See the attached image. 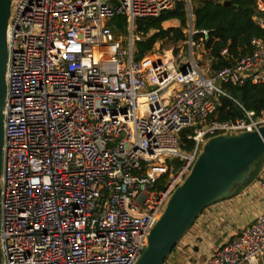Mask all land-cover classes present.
<instances>
[{"label": "built area", "instance_id": "2783aa9c", "mask_svg": "<svg viewBox=\"0 0 264 264\" xmlns=\"http://www.w3.org/2000/svg\"><path fill=\"white\" fill-rule=\"evenodd\" d=\"M179 1L184 40L134 59L136 21ZM255 4L264 11V0ZM116 15L126 18L121 36H129V52L107 25ZM253 20L264 30L263 17ZM193 22L191 0H11L2 264H134L206 137L264 125V110L241 105L243 117H212L220 97L230 98L223 83H264V37L251 38L250 52L213 71L208 30ZM185 129L190 151L180 147ZM256 182L264 190V163ZM263 255L264 211L205 264H259Z\"/></svg>", "mask_w": 264, "mask_h": 264}, {"label": "water", "instance_id": "95a60500", "mask_svg": "<svg viewBox=\"0 0 264 264\" xmlns=\"http://www.w3.org/2000/svg\"><path fill=\"white\" fill-rule=\"evenodd\" d=\"M218 2L224 6L232 4L231 0ZM10 10L11 0H0V175L2 110L6 94V27ZM215 84L220 86L221 79L217 78ZM263 163L264 125L257 131L217 135L207 139L189 173L172 192L162 215L150 230L146 246L134 264H163L197 216L210 204L235 195L258 165Z\"/></svg>", "mask_w": 264, "mask_h": 264}, {"label": "trees", "instance_id": "16d2710c", "mask_svg": "<svg viewBox=\"0 0 264 264\" xmlns=\"http://www.w3.org/2000/svg\"><path fill=\"white\" fill-rule=\"evenodd\" d=\"M256 0H231L230 6H224L214 0H197L193 6L194 28L208 30L206 46L210 48L211 69L219 70L233 64L235 58L252 50L250 43L253 37H264V30L253 20L254 15L264 17V12L256 8ZM237 4V6H235ZM170 19H177L179 25L164 28L162 23ZM187 16L185 4L179 1L172 9L163 10L159 15L138 19L135 31L141 36L135 41L134 59H140L149 52L155 43L167 40L173 43L184 40L183 28L186 26ZM108 27L116 35H126V18L116 15L107 21ZM198 37V34L195 35ZM227 49L225 54L221 53ZM222 89L229 97H220L219 104L212 117L218 121L234 120L244 116V111L259 113L264 110V83L247 81L241 85L223 83ZM185 129L180 134V147L190 151L193 141L184 138Z\"/></svg>", "mask_w": 264, "mask_h": 264}, {"label": "crops", "instance_id": "0c3cea01", "mask_svg": "<svg viewBox=\"0 0 264 264\" xmlns=\"http://www.w3.org/2000/svg\"><path fill=\"white\" fill-rule=\"evenodd\" d=\"M178 25L177 19L162 23L164 28ZM262 169L239 188L235 195L206 207L181 237L175 254L166 264H205L218 246L232 239L256 215L264 211V190L256 182ZM258 263H264V255L258 258Z\"/></svg>", "mask_w": 264, "mask_h": 264}, {"label": "rangeland", "instance_id": "374dc122", "mask_svg": "<svg viewBox=\"0 0 264 264\" xmlns=\"http://www.w3.org/2000/svg\"><path fill=\"white\" fill-rule=\"evenodd\" d=\"M196 1L197 0H191L192 2V5L194 6L196 4ZM119 37H124V43H123V47L127 50V52H129V36H121V35H118ZM177 43H173V42H170V41H167V40H163V41H159L157 43H155L154 45V53H161L163 50L164 51H170L172 49H175L177 47ZM186 54V53H185ZM186 56L183 57V59L185 58ZM210 137H206V139H209ZM260 168H263V164H260L258 165L256 171H254L250 177V179H252L256 174L257 172L259 171ZM249 179V180H250ZM247 180L245 182V184L249 181ZM243 186V185H242ZM242 186L240 188H242ZM179 242V241H178ZM177 244L173 247V249L170 251V253L168 254V256L166 257L165 261L163 264H166L167 263V260L169 261L170 258H172V256L175 254L176 252V247H177Z\"/></svg>", "mask_w": 264, "mask_h": 264}]
</instances>
